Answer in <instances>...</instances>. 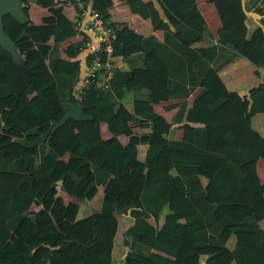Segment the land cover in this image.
<instances>
[{
	"label": "trees",
	"instance_id": "1",
	"mask_svg": "<svg viewBox=\"0 0 264 264\" xmlns=\"http://www.w3.org/2000/svg\"><path fill=\"white\" fill-rule=\"evenodd\" d=\"M85 1L113 31L114 65L79 101L73 92L85 66L94 54L106 56L86 33L61 48L75 33L65 0H20L22 23L2 16L20 62L0 46V264H264L255 170L264 136L251 122L264 113V0H219L225 17L211 44L203 42L213 37L195 0H154L158 9L120 0L162 30L161 41L113 20L111 0ZM29 3L47 10L40 24L28 19ZM248 10L258 15L251 29ZM236 56L263 68L253 71L260 82L248 95L227 90L218 75ZM196 87L194 102L206 91L216 99L200 106L191 142L174 139L171 124L181 123L186 103L165 107H177L170 122L153 104L187 98ZM68 103L80 104L87 118L64 120L56 139L52 128ZM141 122L148 130L134 132ZM100 123L110 137L100 136ZM70 126L77 135L64 138ZM114 170L121 172L108 177ZM105 180L96 210L87 194ZM57 189L75 202L64 203ZM118 215L126 218L123 238Z\"/></svg>",
	"mask_w": 264,
	"mask_h": 264
},
{
	"label": "crops",
	"instance_id": "2",
	"mask_svg": "<svg viewBox=\"0 0 264 264\" xmlns=\"http://www.w3.org/2000/svg\"><path fill=\"white\" fill-rule=\"evenodd\" d=\"M112 5L109 9V13L113 20L121 21L125 23L127 29L133 30L136 33L141 35L153 34L158 40H162L163 31L160 29L152 28L148 18L143 19L137 14H132L129 12L127 6L120 0H111ZM146 5H152L158 9V6L154 0H142ZM178 5L183 3V0H175ZM195 4L202 15L203 19L206 22V26L213 39L203 38L205 44L215 43V40L218 38L221 31V22L224 19L225 15L219 13L218 9L220 8L219 0H195ZM64 14L71 20L73 18L72 12L69 9L63 8ZM160 15L162 16L161 11L159 10ZM48 12L45 8L39 7L37 5L29 3L28 5V19L34 24H40L41 19L46 17ZM245 24L251 29L258 25V15L252 10H248L245 13ZM79 41L78 37H71L66 39L61 43V46L68 44L69 42ZM114 65V62H112ZM257 70L260 74L263 72V68H255L250 64L244 57L236 56L233 60L221 68L218 72L219 77L223 81L225 87L229 91H235L239 95H248V91L251 87L257 85L260 82V78L254 75L253 71ZM200 91L199 87H196L193 92L189 94L187 98H172L167 101H161L158 104H153V109L158 114L162 115L168 122L171 121L174 113L176 112L177 107L166 109L165 107L171 103H180L185 102V109L183 113V118L181 123H172L171 127H174L173 137L177 140H186L191 142L193 135V127L199 125L198 123V113L201 105H208L215 101L216 95L210 91H206L195 99L196 93ZM194 103V105H193ZM73 104V103H69ZM5 104L0 101V111L4 108ZM251 122L254 130L259 134L264 136V113H256L251 117ZM184 126H180V125ZM57 126L52 130V137L58 139L59 134L57 132ZM134 132L138 131H147L148 124L147 122H141L131 125ZM100 136L102 138L110 137V133L107 131L104 123L99 125ZM77 132L74 127L70 126L64 135V138H70L76 136ZM121 142L126 141V137H118ZM123 138V139H122ZM140 151V152H139ZM145 146H137V158L142 160L144 157ZM65 158V156H63ZM255 170L259 178V187L260 193L264 197L263 187H264V152L259 156L255 164ZM115 172V173H114ZM120 170L111 171L108 177H111L110 174H118ZM105 184V181L103 185ZM96 188H100L99 192ZM102 187H93L87 194V199H90L93 192L97 193L94 195L93 207L99 209L101 205V192ZM71 201H74L71 198ZM39 206H32L33 211L38 210ZM259 225L264 228V218L259 221ZM124 234V231L121 232V236ZM124 245H128V241H124Z\"/></svg>",
	"mask_w": 264,
	"mask_h": 264
},
{
	"label": "built area",
	"instance_id": "3",
	"mask_svg": "<svg viewBox=\"0 0 264 264\" xmlns=\"http://www.w3.org/2000/svg\"><path fill=\"white\" fill-rule=\"evenodd\" d=\"M29 5V4H28ZM85 0H65L61 5L63 8L69 9L72 12L73 18L70 20L74 35L79 41L83 39L84 33L91 35L94 41L95 49L100 48L105 53L106 58L102 62L100 56L94 54L92 61L85 66L83 76L74 91L75 98H81L83 91L90 86H100V78L103 81L111 75L112 62L109 59L111 53V42L114 38L113 31L104 23L102 15L89 7H86ZM71 38V37H70ZM68 44L61 46L65 48ZM85 48L92 47L91 39L84 41ZM100 70H105L104 74L99 73Z\"/></svg>",
	"mask_w": 264,
	"mask_h": 264
},
{
	"label": "water",
	"instance_id": "4",
	"mask_svg": "<svg viewBox=\"0 0 264 264\" xmlns=\"http://www.w3.org/2000/svg\"><path fill=\"white\" fill-rule=\"evenodd\" d=\"M6 14H9L18 22H25L27 17L22 10V4L20 0H0V46L10 54L13 61L19 63L20 58L17 54L15 44L3 31L2 16ZM66 113L68 115H66ZM68 118L77 120L87 118V116L82 112V107L68 104L62 114V117L53 125L52 130L55 128V126H59L64 120Z\"/></svg>",
	"mask_w": 264,
	"mask_h": 264
},
{
	"label": "rangeland",
	"instance_id": "5",
	"mask_svg": "<svg viewBox=\"0 0 264 264\" xmlns=\"http://www.w3.org/2000/svg\"><path fill=\"white\" fill-rule=\"evenodd\" d=\"M123 139V138H122ZM142 145H139V147H141ZM140 152V151H139ZM115 173V172H114ZM111 175H114L113 173L112 174H110V176ZM100 187H102V186H100ZM97 190H98V192H99V190H100V188H96ZM103 189V188H102ZM101 189V190H102ZM94 194H90V195H96L97 193H95V192H93ZM57 194L63 199V201H64V203H67V202H69V201H71V199L70 198H66L67 196L66 195H64L59 189L57 190ZM91 196V197H92ZM117 219H118V224H119V226H120V228L119 229H121V232L122 231H125V229H126V227L127 226H125V222H126V218L125 217H123V216H120V215H118L117 216ZM148 222L149 223H151L152 225H158V224H160V220H159V222H154L151 218H148ZM119 234H120V232H119ZM118 234V235H119ZM122 238L124 237V235H122L121 236ZM201 259H200V263H202L203 262V260H204V256H201L200 257ZM231 264H233V263H231Z\"/></svg>",
	"mask_w": 264,
	"mask_h": 264
},
{
	"label": "clouds",
	"instance_id": "6",
	"mask_svg": "<svg viewBox=\"0 0 264 264\" xmlns=\"http://www.w3.org/2000/svg\"><path fill=\"white\" fill-rule=\"evenodd\" d=\"M73 98L75 99V101H79V100L81 99V98H75V97H74V92H73ZM68 104H69V103H68ZM68 104H67V105H68ZM81 107H82V106H81ZM57 128H58V127H57ZM65 158H66V155H65ZM65 158H64V159H65ZM103 183H104V181H103L100 185H98V187H99V186H102V188H103L104 185H105V184L103 185ZM105 183H106V180H105ZM95 187H97V186H95ZM57 190H58V189H57ZM59 190H60V189H59ZM60 191H61V190H60ZM61 192H62V191H61ZM62 193H63V192H62ZM101 193H102V192H101ZM63 194H64V193H63ZM57 195H58V194H57ZM64 195H66V194H64ZM58 196H59V195H58ZM66 196H67V195H66ZM93 196H94V195H93ZM93 196H92V197H93ZM101 196H102V195H101ZM59 197H60V196H59ZM92 197H91V198H92ZM66 198H70V197L67 196ZM70 199H71V198H70ZM62 200H63V199H62ZM63 202H64V201H63ZM69 202H70V201H69ZM74 202H75V200H74ZM32 206H38V205H32ZM32 206H31V207H32ZM39 207H40V206H39ZM99 208H100V207H99ZM30 209H31V208H30ZM31 210H32V209H31ZM96 210H98V209H96ZM32 211H33V210H32ZM36 211H37V210H36ZM261 227H262V226H261Z\"/></svg>",
	"mask_w": 264,
	"mask_h": 264
},
{
	"label": "bare ground",
	"instance_id": "7",
	"mask_svg": "<svg viewBox=\"0 0 264 264\" xmlns=\"http://www.w3.org/2000/svg\"><path fill=\"white\" fill-rule=\"evenodd\" d=\"M70 105H76V106H78V107H81L80 104H76V103H73V104H70ZM66 115H68V114L66 113Z\"/></svg>",
	"mask_w": 264,
	"mask_h": 264
}]
</instances>
